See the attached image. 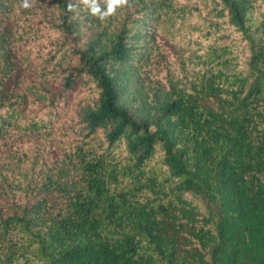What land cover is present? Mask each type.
Listing matches in <instances>:
<instances>
[{
	"label": "trees",
	"instance_id": "trees-1",
	"mask_svg": "<svg viewBox=\"0 0 264 264\" xmlns=\"http://www.w3.org/2000/svg\"><path fill=\"white\" fill-rule=\"evenodd\" d=\"M68 2L0 0V264H264V0Z\"/></svg>",
	"mask_w": 264,
	"mask_h": 264
},
{
	"label": "clouds",
	"instance_id": "clouds-1",
	"mask_svg": "<svg viewBox=\"0 0 264 264\" xmlns=\"http://www.w3.org/2000/svg\"><path fill=\"white\" fill-rule=\"evenodd\" d=\"M34 3L35 0H20L19 6L27 10L30 9ZM81 5L91 16L103 22L114 16L118 9L130 6V0H69L67 11L70 13L75 12Z\"/></svg>",
	"mask_w": 264,
	"mask_h": 264
},
{
	"label": "rangeland",
	"instance_id": "rangeland-1",
	"mask_svg": "<svg viewBox=\"0 0 264 264\" xmlns=\"http://www.w3.org/2000/svg\"><path fill=\"white\" fill-rule=\"evenodd\" d=\"M128 75L125 79V91L123 96V101L130 103L135 93L143 94L146 89L138 76H136L135 71L127 66ZM165 94V91H162Z\"/></svg>",
	"mask_w": 264,
	"mask_h": 264
}]
</instances>
